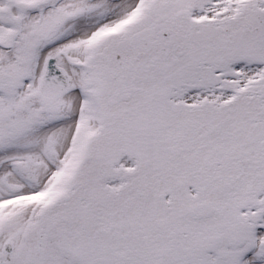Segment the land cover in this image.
Returning a JSON list of instances; mask_svg holds the SVG:
<instances>
[{
    "label": "snow or ice",
    "instance_id": "6c2138e0",
    "mask_svg": "<svg viewBox=\"0 0 264 264\" xmlns=\"http://www.w3.org/2000/svg\"><path fill=\"white\" fill-rule=\"evenodd\" d=\"M0 264H264V0H0Z\"/></svg>",
    "mask_w": 264,
    "mask_h": 264
}]
</instances>
